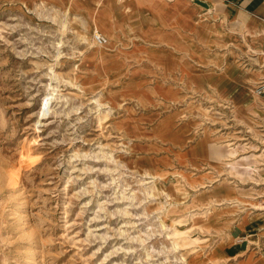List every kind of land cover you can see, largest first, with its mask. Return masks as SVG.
<instances>
[{"label": "rangeland", "instance_id": "obj_1", "mask_svg": "<svg viewBox=\"0 0 264 264\" xmlns=\"http://www.w3.org/2000/svg\"><path fill=\"white\" fill-rule=\"evenodd\" d=\"M140 1L0 0V264H264L263 39Z\"/></svg>", "mask_w": 264, "mask_h": 264}, {"label": "crops", "instance_id": "obj_2", "mask_svg": "<svg viewBox=\"0 0 264 264\" xmlns=\"http://www.w3.org/2000/svg\"><path fill=\"white\" fill-rule=\"evenodd\" d=\"M113 1L115 3L114 7H116L118 5V2H116V0ZM210 2L211 4H213L212 7L219 10L222 14V17H224H221L222 19L220 20V22H223L224 19H226L227 21L235 23V26H237L238 29L240 28L243 33L245 30L246 32L258 37V39H263V41H259L245 34L246 36L259 41V43L262 44L264 54V0H210ZM129 4L133 7H138L142 6L145 3L140 0H129ZM149 5L153 9H155L156 13L162 7L160 0L149 2ZM114 7L108 9L111 10ZM102 18V22L107 25L105 35L113 38L114 36L112 35L107 16H104Z\"/></svg>", "mask_w": 264, "mask_h": 264}, {"label": "bare ground", "instance_id": "obj_3", "mask_svg": "<svg viewBox=\"0 0 264 264\" xmlns=\"http://www.w3.org/2000/svg\"><path fill=\"white\" fill-rule=\"evenodd\" d=\"M116 2H118V5L116 6V8H113L111 10L109 9L106 10V16L110 24L111 31L113 27H112V23L110 22V18L114 16V12L119 8L124 10V13H126L123 17H121V21L125 26H129L130 24L136 23L139 20L143 21L144 19H147V17L143 16L141 13V10H142L141 6L136 7L135 10L132 11L131 6L128 5L129 0H116ZM93 32H97V29L95 28V26H93Z\"/></svg>", "mask_w": 264, "mask_h": 264}, {"label": "built area", "instance_id": "obj_4", "mask_svg": "<svg viewBox=\"0 0 264 264\" xmlns=\"http://www.w3.org/2000/svg\"><path fill=\"white\" fill-rule=\"evenodd\" d=\"M92 37H93L92 38L93 41L96 44H99V45L105 43V41H106L105 38H104V36L101 33H99V32H95Z\"/></svg>", "mask_w": 264, "mask_h": 264}]
</instances>
